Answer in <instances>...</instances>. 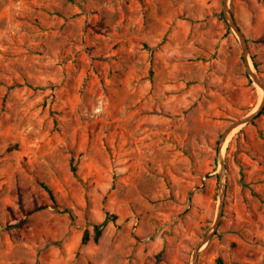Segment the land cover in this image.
<instances>
[{"label": "rangeland", "instance_id": "374dc122", "mask_svg": "<svg viewBox=\"0 0 264 264\" xmlns=\"http://www.w3.org/2000/svg\"><path fill=\"white\" fill-rule=\"evenodd\" d=\"M223 5L0 0V264H194L263 96ZM229 5L264 81V0ZM223 154L196 264H264V108Z\"/></svg>", "mask_w": 264, "mask_h": 264}, {"label": "water", "instance_id": "95a60500", "mask_svg": "<svg viewBox=\"0 0 264 264\" xmlns=\"http://www.w3.org/2000/svg\"><path fill=\"white\" fill-rule=\"evenodd\" d=\"M223 14L224 17L235 33L238 35L240 39V43L242 46V52H243V59L245 62V66L247 69V72L251 79L263 90V96L261 99L260 104L258 107L250 112L249 114L235 120L232 122L222 133L219 143H218V160H219V170H218V176H219V183H220V201H219V208H218V214L215 218V221L211 227V229L207 232V234L200 240V242L197 244L194 254H193V259H194V264L197 263V257L199 255V252L201 248L206 245L211 238L214 236L216 233L218 226L220 224L221 217L223 215V207H224V198H225V192H226V181H225V170H226V162H225V157L223 154V151L225 149V146L227 142L230 140V138L233 136V134L238 131L241 127L244 125L252 122L263 110L264 108V81L260 74L258 73L254 63L251 60L250 53H249V46H248V40L241 30L240 26L238 25L232 11L229 5V0H224V5H223ZM211 174L209 173L208 176Z\"/></svg>", "mask_w": 264, "mask_h": 264}, {"label": "trees", "instance_id": "16d2710c", "mask_svg": "<svg viewBox=\"0 0 264 264\" xmlns=\"http://www.w3.org/2000/svg\"><path fill=\"white\" fill-rule=\"evenodd\" d=\"M72 170L74 172H76V166H73L72 167ZM40 183L45 188V190L48 191L51 196H53V191L50 188V186H48L46 183H44L42 181ZM110 217H116V216L114 214H112V215L111 214H107V216H106V218H105V220L103 222L97 223V224L94 225V239L96 241H98L99 238L101 237V235H102V228H103L105 222L110 219ZM89 239H90V235H89V232L87 231L85 233V235L83 236V242H87ZM218 262H219V264H223V261H222L221 258L218 259Z\"/></svg>", "mask_w": 264, "mask_h": 264}]
</instances>
